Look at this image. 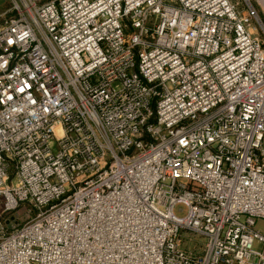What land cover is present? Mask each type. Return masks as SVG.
I'll return each instance as SVG.
<instances>
[{"label":"built area","instance_id":"built-area-1","mask_svg":"<svg viewBox=\"0 0 264 264\" xmlns=\"http://www.w3.org/2000/svg\"><path fill=\"white\" fill-rule=\"evenodd\" d=\"M3 1L0 264H264L254 3Z\"/></svg>","mask_w":264,"mask_h":264},{"label":"rangeland","instance_id":"rangeland-1","mask_svg":"<svg viewBox=\"0 0 264 264\" xmlns=\"http://www.w3.org/2000/svg\"><path fill=\"white\" fill-rule=\"evenodd\" d=\"M232 1H237L239 3L238 5V9L239 10H244V2L243 0H232ZM257 10V13L259 14V16L262 18L263 22H264V7L261 3H258V0H251ZM0 5L3 6L4 5V1L0 0ZM257 35L260 38H264L263 34L259 31L257 33ZM1 205H2V199H0V226H3V233H10L13 230L12 225L13 224H17L20 225L23 222V219L27 216L26 215V209L27 207L25 205H22L21 207H19L18 209L8 212V213H2L1 211ZM187 208L186 206H184L183 204H177L174 208H173V213L176 216L179 217H183L186 214ZM6 221H9V223H6ZM15 221V222H14ZM255 228L260 230V231H264V219L262 218H258L255 221ZM183 237H184V244H183V248L186 249H196L197 247H199L201 245V243L204 242V239L194 233H190L187 231L183 232ZM191 238L190 242H187V238Z\"/></svg>","mask_w":264,"mask_h":264}]
</instances>
